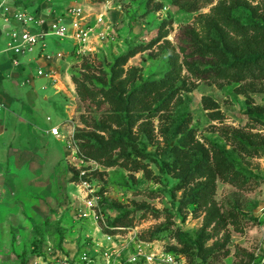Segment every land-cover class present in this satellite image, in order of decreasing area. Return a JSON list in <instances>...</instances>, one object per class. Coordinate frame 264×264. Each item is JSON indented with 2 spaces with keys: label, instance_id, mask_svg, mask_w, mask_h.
Returning a JSON list of instances; mask_svg holds the SVG:
<instances>
[{
  "label": "rangeland",
  "instance_id": "374dc122",
  "mask_svg": "<svg viewBox=\"0 0 264 264\" xmlns=\"http://www.w3.org/2000/svg\"><path fill=\"white\" fill-rule=\"evenodd\" d=\"M82 3L106 38L58 62L62 137L0 136V264L100 258L115 219L187 264H264V0Z\"/></svg>",
  "mask_w": 264,
  "mask_h": 264
},
{
  "label": "built area",
  "instance_id": "2783aa9c",
  "mask_svg": "<svg viewBox=\"0 0 264 264\" xmlns=\"http://www.w3.org/2000/svg\"><path fill=\"white\" fill-rule=\"evenodd\" d=\"M32 1L2 0L0 2V38L6 42L5 50L12 52L11 61L16 66L20 64V56L32 54L40 47L39 58L47 60L48 68H38L37 76L49 78L57 83L60 73L58 66H54L53 59L55 57L63 59L65 52L58 51L54 56L47 54L46 38L54 36L61 41H73L74 58L83 57L93 50L94 36L98 34L101 39L106 38V31H101L105 26V16L98 14L92 22L84 7L75 4L69 6L61 15L51 18L30 10L29 3ZM11 20H14L18 27H12ZM1 32L5 35L1 36ZM3 108L4 105L0 103V111ZM50 133L57 138L62 137L59 126L52 127ZM79 188L92 210V215L99 219L101 214L98 211V199L94 196L93 185L86 169L80 171ZM112 236L114 238L108 237L113 238L112 243L101 252L100 258L84 251L56 252L54 259L57 264H187L183 255L155 248L153 243L142 239L134 230L129 229L126 236L120 231ZM34 264H45V262L43 258H39Z\"/></svg>",
  "mask_w": 264,
  "mask_h": 264
},
{
  "label": "crops",
  "instance_id": "0c3cea01",
  "mask_svg": "<svg viewBox=\"0 0 264 264\" xmlns=\"http://www.w3.org/2000/svg\"><path fill=\"white\" fill-rule=\"evenodd\" d=\"M75 4L83 3L82 0H52L51 2L33 0L29 3V7L30 10L54 18ZM83 5L85 12L91 17L90 21L94 22V17L98 14L92 15L91 13H95V9L85 3ZM11 23L12 27H18L14 20H11ZM4 35L1 32V36ZM64 41L72 42L73 49V41ZM47 42L50 41L46 38L45 52L47 53L48 50L51 56H53V52L57 53L62 49L51 43L47 47ZM5 47L4 39L0 40V103L4 105L3 110L0 111V136H8L13 128L21 129L25 126L28 128L34 126L39 130H44L50 137L57 138L50 133V130L54 126L61 128L64 119L50 115L57 105L53 99L54 95L61 92L66 93L69 81L72 80L71 77L68 78L67 75L61 76L60 74L59 82L54 83L49 78L37 76L38 68H48L47 60L39 58L40 47L32 54L20 56V64L17 66L11 61L12 52L6 51ZM65 49L64 52L72 51ZM63 59L55 57L53 59L54 66L59 68L60 63L58 62ZM64 88L66 89L64 90Z\"/></svg>",
  "mask_w": 264,
  "mask_h": 264
},
{
  "label": "trees",
  "instance_id": "16d2710c",
  "mask_svg": "<svg viewBox=\"0 0 264 264\" xmlns=\"http://www.w3.org/2000/svg\"><path fill=\"white\" fill-rule=\"evenodd\" d=\"M118 222H119V219H115V220L112 222V225H111V226L115 228V229H113V231H111L112 234L117 233L118 230L121 228V227H117ZM170 252H172V253H174V254L182 255L181 253H178V252H176V251H170Z\"/></svg>",
  "mask_w": 264,
  "mask_h": 264
}]
</instances>
